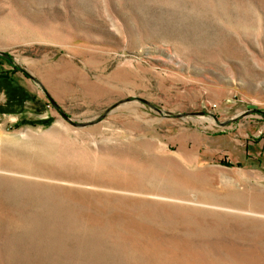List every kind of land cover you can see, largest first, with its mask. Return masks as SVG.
Segmentation results:
<instances>
[{
  "label": "rangeland",
  "instance_id": "1",
  "mask_svg": "<svg viewBox=\"0 0 264 264\" xmlns=\"http://www.w3.org/2000/svg\"><path fill=\"white\" fill-rule=\"evenodd\" d=\"M0 53V264H264V0H0Z\"/></svg>",
  "mask_w": 264,
  "mask_h": 264
},
{
  "label": "crops",
  "instance_id": "2",
  "mask_svg": "<svg viewBox=\"0 0 264 264\" xmlns=\"http://www.w3.org/2000/svg\"><path fill=\"white\" fill-rule=\"evenodd\" d=\"M0 66L2 67V71H3L4 64L0 63ZM1 80H6L7 82H13L14 81L10 76L4 75V73L0 71V81ZM8 117L13 118L16 122H18L21 119L25 118V116L23 117L22 114L19 111L16 114L9 115Z\"/></svg>",
  "mask_w": 264,
  "mask_h": 264
},
{
  "label": "water",
  "instance_id": "3",
  "mask_svg": "<svg viewBox=\"0 0 264 264\" xmlns=\"http://www.w3.org/2000/svg\"><path fill=\"white\" fill-rule=\"evenodd\" d=\"M0 57H6L4 54L0 53ZM66 119H69V117L67 115H63Z\"/></svg>",
  "mask_w": 264,
  "mask_h": 264
},
{
  "label": "trees",
  "instance_id": "4",
  "mask_svg": "<svg viewBox=\"0 0 264 264\" xmlns=\"http://www.w3.org/2000/svg\"><path fill=\"white\" fill-rule=\"evenodd\" d=\"M0 59H3L2 57H0Z\"/></svg>",
  "mask_w": 264,
  "mask_h": 264
}]
</instances>
